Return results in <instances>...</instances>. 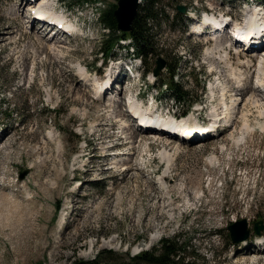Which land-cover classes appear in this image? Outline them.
<instances>
[{"label": "rangeland", "instance_id": "1", "mask_svg": "<svg viewBox=\"0 0 264 264\" xmlns=\"http://www.w3.org/2000/svg\"><path fill=\"white\" fill-rule=\"evenodd\" d=\"M65 1L41 2L76 25L68 37L27 21L25 1L22 7L21 0H0V33L7 37L0 41V110L11 107L0 118V264L90 263L106 249H157L162 238L175 235L183 255L198 264H264V251L252 245L255 221L264 234V98L257 102L264 96V74L257 71L264 51L248 55L241 49L238 56L227 32L218 39L194 37L193 22L184 24L191 11L211 8L240 22L256 5L264 14V0L159 1L165 13L158 18L167 15L168 21L151 26L157 55L179 59L189 99L205 81L202 100L190 109L202 111L190 116L206 123L211 117L224 131L193 143L130 125L126 108L137 91L140 105L153 95L166 114L184 109L166 90L158 92V79L148 71L155 58L138 78L117 75V89L97 95L96 81L106 79L98 54L106 31L96 7L101 11L116 0L74 9ZM247 79L253 88L245 94L230 87ZM215 114L225 117L219 122ZM242 220L249 236L241 245L232 242L228 227L239 228Z\"/></svg>", "mask_w": 264, "mask_h": 264}, {"label": "trees", "instance_id": "2", "mask_svg": "<svg viewBox=\"0 0 264 264\" xmlns=\"http://www.w3.org/2000/svg\"><path fill=\"white\" fill-rule=\"evenodd\" d=\"M160 0H143L142 4L138 5L136 14L134 15L129 32H122L117 29L116 19L113 14L115 4H111L108 8L99 11V22L108 30L106 37L100 44V49L104 55L111 52L113 44L121 37H131L133 45L137 48L142 56L143 62L148 57L157 55L158 46L150 33L152 25H161L167 20V15L161 19L158 18V13H165L162 7H159ZM76 4L82 3L81 0H71ZM69 6L70 3H68ZM162 22V23H161ZM168 63V74L163 78L166 88L172 93L174 100L178 104H186L189 99L186 90L182 85L173 80V74L177 71L178 60ZM191 102L187 103L188 105ZM2 112L0 111V115ZM58 204V203H57ZM59 205H56V209ZM58 210V209H57ZM185 246L179 243L178 235L162 238L159 248H151L142 250L136 254H130L129 250L115 251L106 249L101 254L95 256L90 263L82 262L83 264H103L107 259H114V264H198L195 258H187L183 252ZM194 257V255L192 256Z\"/></svg>", "mask_w": 264, "mask_h": 264}, {"label": "bare ground", "instance_id": "3", "mask_svg": "<svg viewBox=\"0 0 264 264\" xmlns=\"http://www.w3.org/2000/svg\"><path fill=\"white\" fill-rule=\"evenodd\" d=\"M23 1H25L24 2V4H26L27 5V10H29V11H27V12H31L35 7H40V6H44L43 4H42V0L40 1V0H35L34 2H28V0H21V4L20 5H22V7L23 6H25V5H23ZM19 8V7H18ZM260 8V7H259ZM24 10V11H23ZM15 13V12H14ZM21 14V17H23V14H24V17H26V10H25V8H22V12L20 13ZM254 14V15H253ZM251 16L253 17V18H258V19H260V18H264V14L263 13H261L260 15H259V11L256 13V12H254ZM30 17V16H29ZM212 17H206V19H211ZM23 19V18H22ZM36 19H37V15H32V19H31V21H30V18H28L27 19V21H30V23H34L35 21H36ZM43 26H45V25H43ZM219 26V25H218ZM75 27V26H74ZM197 27H199V26H197ZM220 28V27H219ZM76 30V28H73V30ZM73 32H75V31H73ZM5 33V31H3L2 33H0V36H2V38L0 37V41H2V40H5V38H7V37H5L3 34ZM8 33V32H7ZM54 36L55 35H57V33H54L53 34ZM53 38V37H52ZM219 41V40H218ZM6 42V41H5ZM216 42V41H215ZM233 45H235V43H232ZM218 46H220V49H222L221 47H225L224 46V44H223V40L221 39L219 42H218ZM215 48H216V46H215ZM223 50V49H222ZM230 50V49H229ZM242 51H245V50H242ZM255 51H256V55H258V54H260V52H262V51H264V42H262L261 44H259L258 46H257V49H255ZM227 52V51H226ZM234 53H236L238 56L240 55V53H239V51H236V52H234ZM235 55V54H234ZM255 55V56H256ZM209 57V56H208ZM211 57V56H210ZM234 57H236V56H234ZM239 59V58H238ZM250 59V58H249ZM246 60V62H248V63H250V60ZM264 60V54H262L261 55V60H260V64H259V66L261 67V69L258 67V74L259 73H261V72H263V73H261V74H264V68H263V65H261V63H262V61ZM246 65V64H245ZM260 69V70H259ZM261 71V72H260ZM257 74V77L259 78V75ZM261 76V75H260ZM263 76V75H262ZM257 78V79H258ZM261 79H264L263 77L262 78H259V80H260V84L263 86L264 84L262 83L263 81L261 80ZM251 81V80H250ZM250 82L248 81V79L247 80H245V82L243 83L244 85L243 86H239V85H234V83H231L230 84V87L233 89V88H235V92L237 93H242V94H245L244 92L245 91H247V89H248V87H250V90H251V88H253L252 86H249L250 84H249ZM233 84V85H232ZM95 85H97V83H95ZM103 85V84H102ZM102 85L100 84L99 85V88H101L102 87ZM252 85V84H251ZM217 86V85H216ZM215 87V86H214ZM255 87V86H254ZM211 92L213 91V86L211 87ZM261 89V88H260ZM259 89V90H260ZM223 90V89H222ZM254 90V89H253ZM255 90H256V88H255ZM229 91H231V90H229ZM249 91V90H248ZM236 93H234V94H236ZM248 93V92H247ZM252 93V92H251ZM259 94V93H258ZM237 95V94H236ZM229 96L230 97H233V95L230 93L229 94ZM211 97L212 98H214L215 96H214V94L213 93H211ZM221 97V96H220ZM222 97L225 99V97H226V91H224V92H222ZM223 98H220V101L222 102V104L223 105H225L226 103L223 101ZM264 98V96H260V98H256L257 99V102H260L259 100H261V99H263ZM220 102V103H221ZM139 105L137 104V102H135V101H131L130 102V104H129V107H130V109H131V111L132 112H136V110L138 109L137 107H138ZM227 106V105H226ZM264 106V104L263 105H260L259 106V108L261 107H263ZM221 113V112H220ZM262 113V110H260V114ZM264 113V112H263ZM216 115V114H215ZM148 116V115H147ZM222 117H225V116H221V114H220V116H215L214 118H215V120H217V119H219L218 121L220 122V119L222 118ZM152 120H154V119H152ZM152 120H149V121H152ZM210 120H211V118H210ZM213 121H214V119H213ZM148 122V121H147ZM182 123L180 124V127L179 128H177V129H175V133H174V135H176V131L177 132H189V130H190V128H187V126L188 125H191L192 123V121H190V120H186V121H181ZM215 123H216V121H215ZM129 125H126V124H124V126H123V128L124 129H127V128H131V126L130 127H128ZM133 127V126H132ZM166 127H172V125H168V126H166ZM188 127H190V126H188ZM146 129H154L156 132H158L157 131V129L156 128H149V127H146ZM225 129V128H224ZM170 130L171 129H165V130H161V132H160V134L159 135H163V136H167L166 138H171V137H169V132H170ZM202 131H206L208 134H206L205 136L206 137H210L211 135H213V134H215V132H217L218 131V129H217V127H216V125L214 124L211 128H209V129H207L206 130V128L205 129H202ZM145 133H150V134H152L153 135V132H149V131H144ZM221 132H224V131H219L218 133H217V135L215 136V137H217V136H219L220 134H221ZM204 133V132H203ZM155 135V134H154ZM162 136V137H163ZM205 136H204V140H205ZM195 138V137H194ZM197 138V137H196ZM178 147V146H177ZM177 147H175L176 149H177ZM250 211V210H249ZM238 231H237V233H240V231H239V229H237ZM64 240V239H63ZM62 241V240H61ZM256 242H260L259 241V239L257 238L256 239ZM241 245L242 244H247L246 243V241H241V243H240ZM260 244V243H259ZM249 245V244H248ZM251 246V245H250ZM256 246V248L255 249H258V251L257 252H263L264 251V247L263 246H259V245H255ZM249 249H253V248H249ZM254 249V250H255ZM53 254V253H52ZM59 256V255H58Z\"/></svg>", "mask_w": 264, "mask_h": 264}, {"label": "water", "instance_id": "4", "mask_svg": "<svg viewBox=\"0 0 264 264\" xmlns=\"http://www.w3.org/2000/svg\"><path fill=\"white\" fill-rule=\"evenodd\" d=\"M138 7V0H117V5L113 10L114 17L116 19L117 28L123 31H127L131 27V22L136 14ZM179 7V6H178ZM183 11V9H179ZM164 65L163 60L160 58L157 59V67L154 69V75L160 72L161 67ZM242 224L239 228L229 227L231 239L235 242L245 239L248 236V231L243 227L245 225L244 221H239L235 224ZM260 228L257 223L254 224L255 233H259ZM237 229L240 230V233H237Z\"/></svg>", "mask_w": 264, "mask_h": 264}]
</instances>
